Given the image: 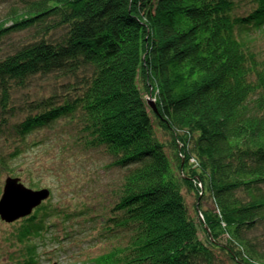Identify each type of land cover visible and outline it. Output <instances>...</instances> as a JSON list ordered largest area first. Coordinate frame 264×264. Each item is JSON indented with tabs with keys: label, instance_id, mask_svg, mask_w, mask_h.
Returning <instances> with one entry per match:
<instances>
[{
	"label": "trees",
	"instance_id": "obj_1",
	"mask_svg": "<svg viewBox=\"0 0 264 264\" xmlns=\"http://www.w3.org/2000/svg\"><path fill=\"white\" fill-rule=\"evenodd\" d=\"M263 39L264 0H17L0 16V169L16 177L46 131L122 171L92 212L114 244L90 264H264Z\"/></svg>",
	"mask_w": 264,
	"mask_h": 264
},
{
	"label": "rangeland",
	"instance_id": "obj_2",
	"mask_svg": "<svg viewBox=\"0 0 264 264\" xmlns=\"http://www.w3.org/2000/svg\"><path fill=\"white\" fill-rule=\"evenodd\" d=\"M16 3L17 0H0V16L5 17ZM25 38L24 33L11 35L3 45L9 42L17 44ZM259 46L264 49V39L259 41ZM28 141L27 148H23L21 155L9 166L27 187L50 191L49 197L38 206L47 209L46 213H38L45 219L46 229L31 239L30 235L21 238L20 227L25 226L23 220L26 217L13 223L0 219V264H26L25 261H35V264H90L114 244V241L100 238L99 219L92 218V212L99 213L104 193L120 182L122 171L116 168L102 170V165L108 161L103 154L97 151L77 152L68 148L70 143L65 138L46 131L31 135ZM40 142L44 144L39 145ZM1 143L0 140V146ZM6 177L5 171L0 169V196ZM31 184L35 186L31 187ZM184 196L190 207L195 196L186 190ZM82 209L90 212L79 213ZM199 235L203 241L206 240L202 232ZM255 235L264 239V227H260Z\"/></svg>",
	"mask_w": 264,
	"mask_h": 264
},
{
	"label": "water",
	"instance_id": "obj_3",
	"mask_svg": "<svg viewBox=\"0 0 264 264\" xmlns=\"http://www.w3.org/2000/svg\"><path fill=\"white\" fill-rule=\"evenodd\" d=\"M148 104L155 109L153 100H148ZM49 194L48 189L33 190L26 187L18 177H6L0 196V219L5 223H13L29 216Z\"/></svg>",
	"mask_w": 264,
	"mask_h": 264
}]
</instances>
